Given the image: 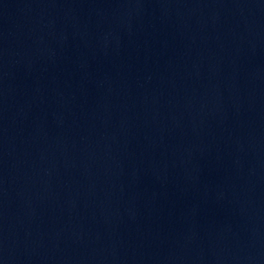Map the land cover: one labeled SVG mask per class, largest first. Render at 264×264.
Instances as JSON below:
<instances>
[{
	"label": "water",
	"instance_id": "1",
	"mask_svg": "<svg viewBox=\"0 0 264 264\" xmlns=\"http://www.w3.org/2000/svg\"><path fill=\"white\" fill-rule=\"evenodd\" d=\"M198 264H264V0H244L234 93Z\"/></svg>",
	"mask_w": 264,
	"mask_h": 264
}]
</instances>
